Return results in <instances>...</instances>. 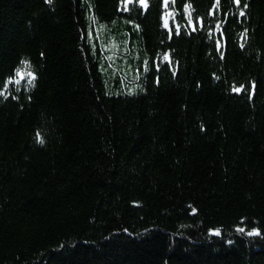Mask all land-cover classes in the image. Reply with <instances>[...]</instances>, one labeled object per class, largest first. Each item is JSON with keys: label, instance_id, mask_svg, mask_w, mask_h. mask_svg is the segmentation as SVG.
<instances>
[{"label": "trees", "instance_id": "1", "mask_svg": "<svg viewBox=\"0 0 264 264\" xmlns=\"http://www.w3.org/2000/svg\"><path fill=\"white\" fill-rule=\"evenodd\" d=\"M0 264H264V0H0Z\"/></svg>", "mask_w": 264, "mask_h": 264}, {"label": "water", "instance_id": "2", "mask_svg": "<svg viewBox=\"0 0 264 264\" xmlns=\"http://www.w3.org/2000/svg\"><path fill=\"white\" fill-rule=\"evenodd\" d=\"M164 22H165V25L167 26L168 25V23H167L168 21H167L166 17L164 18Z\"/></svg>", "mask_w": 264, "mask_h": 264}, {"label": "snow or ice", "instance_id": "3", "mask_svg": "<svg viewBox=\"0 0 264 264\" xmlns=\"http://www.w3.org/2000/svg\"><path fill=\"white\" fill-rule=\"evenodd\" d=\"M237 91H239V89H237ZM218 234V233H217Z\"/></svg>", "mask_w": 264, "mask_h": 264}, {"label": "rangeland", "instance_id": "4", "mask_svg": "<svg viewBox=\"0 0 264 264\" xmlns=\"http://www.w3.org/2000/svg\"><path fill=\"white\" fill-rule=\"evenodd\" d=\"M114 47V46H113Z\"/></svg>", "mask_w": 264, "mask_h": 264}]
</instances>
